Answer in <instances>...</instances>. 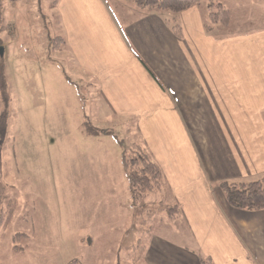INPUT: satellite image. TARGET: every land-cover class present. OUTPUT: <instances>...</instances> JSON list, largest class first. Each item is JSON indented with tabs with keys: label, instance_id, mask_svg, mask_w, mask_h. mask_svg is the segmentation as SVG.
Here are the masks:
<instances>
[{
	"label": "crops",
	"instance_id": "crops-1",
	"mask_svg": "<svg viewBox=\"0 0 264 264\" xmlns=\"http://www.w3.org/2000/svg\"><path fill=\"white\" fill-rule=\"evenodd\" d=\"M56 1L63 49L110 115L133 123L131 144L162 171L156 200L181 208L148 234L140 264H264V210L230 205L220 184L264 179V27L208 29L201 2L173 14L132 0ZM103 155L92 187L122 181L129 191L125 170Z\"/></svg>",
	"mask_w": 264,
	"mask_h": 264
},
{
	"label": "rangeland",
	"instance_id": "rangeland-1",
	"mask_svg": "<svg viewBox=\"0 0 264 264\" xmlns=\"http://www.w3.org/2000/svg\"><path fill=\"white\" fill-rule=\"evenodd\" d=\"M213 1L233 10L224 32L264 27L262 4ZM200 2L207 10L211 0ZM61 32L55 0H1L0 264H140L148 234L172 224L168 205L156 193L135 204L122 181L92 187L95 157L124 171L129 129L139 135L131 121L110 115Z\"/></svg>",
	"mask_w": 264,
	"mask_h": 264
},
{
	"label": "trees",
	"instance_id": "trees-1",
	"mask_svg": "<svg viewBox=\"0 0 264 264\" xmlns=\"http://www.w3.org/2000/svg\"><path fill=\"white\" fill-rule=\"evenodd\" d=\"M133 2L138 7L156 11H169L173 14H178L200 4V0H133ZM208 17V29H212L215 24L228 25L231 19V11L223 4L211 0L208 4ZM174 30L178 33L179 26L175 25ZM0 90L2 92L6 91L4 68L1 64ZM4 122L5 114H2L0 118V137L5 134ZM122 165L128 180L130 195L135 204L142 203L148 193H158L161 190L162 171L139 144H133L127 151L123 152ZM220 184L230 205L242 209L264 210V179L241 182L222 181ZM175 210H177V213L173 214ZM167 214L169 219H175L181 215V208L177 203L172 206L168 205ZM201 264L214 263L210 257H201Z\"/></svg>",
	"mask_w": 264,
	"mask_h": 264
},
{
	"label": "water",
	"instance_id": "water-1",
	"mask_svg": "<svg viewBox=\"0 0 264 264\" xmlns=\"http://www.w3.org/2000/svg\"><path fill=\"white\" fill-rule=\"evenodd\" d=\"M3 55V50H2V48H0V56H2Z\"/></svg>",
	"mask_w": 264,
	"mask_h": 264
}]
</instances>
